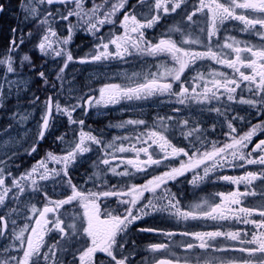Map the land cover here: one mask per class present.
Returning <instances> with one entry per match:
<instances>
[{"label":"snow or ice","instance_id":"6c2138e0","mask_svg":"<svg viewBox=\"0 0 264 264\" xmlns=\"http://www.w3.org/2000/svg\"><path fill=\"white\" fill-rule=\"evenodd\" d=\"M10 7L0 2V13ZM18 8L0 49V108L13 85L18 109L21 86L38 83L32 111L9 112L13 121L32 116L34 130L23 143L7 131L0 140V264H135L142 234L169 241L147 244L152 264H192L197 249L202 264H264V0H20ZM81 32L87 49H73ZM129 59L157 71L66 88L69 68ZM149 101L151 120L107 125L122 136L87 124L90 110ZM21 156L32 161L23 171ZM221 182L228 191L196 195Z\"/></svg>","mask_w":264,"mask_h":264},{"label":"flooded vegetation","instance_id":"af4514ba","mask_svg":"<svg viewBox=\"0 0 264 264\" xmlns=\"http://www.w3.org/2000/svg\"><path fill=\"white\" fill-rule=\"evenodd\" d=\"M17 0H11V7L9 9V11L5 12V13H0V49H2L6 43V37L9 35V29L11 27L16 26L17 24V14L19 13V8ZM20 1V0H19ZM0 2H6V0H0ZM22 19V16L20 17ZM90 37L87 36L84 33H77L76 36L74 37V44L72 45V48L75 49L76 45H81L82 48H84L85 50L87 49L88 46V41H89ZM151 63V61H142V60H132L129 59L127 61H112L110 63L107 64L106 68H81L80 66H77L76 68H69L67 71L69 73L68 76V81H72L73 75L75 76V83H77V88H80L83 84L90 82L89 81V77H94L96 79H98V77H95V72H105L107 73V77L106 78H112L115 82H122L121 81V75L119 73H125L127 74V70L129 69H134V71H138V72H156L157 68L154 66L152 67H148V64ZM139 68V70H138ZM110 74H112L113 76H109ZM103 76V75H102ZM37 83H32L28 90H29V95L32 91H35L36 87H37ZM95 86V85H94ZM43 98V97H42ZM29 99V97H28ZM166 99V98H165ZM127 103V102H124ZM135 108H142L145 107L147 108L146 110H144L140 115L141 118H146L151 120L152 118V114L157 110L156 108V104L152 101H149L147 103H140L136 106H134ZM4 109V108H1ZM29 112H31V108L29 107ZM159 111L163 114V112L165 111H169L167 108H161L159 109ZM120 108L117 106H109L108 109L106 111H104L101 114H97L96 112H93L92 110H90L91 115L87 118V124L91 125L93 129H103L104 132H106L107 130L110 131H115L116 129L114 127L112 128H108L107 125H109V123L115 125L116 123L123 121V120H127L129 119V115H131V112L128 110L122 111L121 113ZM36 113H34L35 115ZM39 115V114H38ZM124 116V117H123ZM5 118H0V122H3ZM7 122H4V124L9 125L12 124V126H15V124H18V119L13 122L10 117L6 118ZM12 122V123H11ZM28 125L33 126V130H34V125H35V120L32 118V116H30L28 118L27 121ZM106 137L109 139V134L105 133ZM111 135V134H110ZM83 169H81L82 172ZM227 174L230 175H239L240 174V170L237 171H232L231 169L228 170ZM221 184L223 186H217V187H211L209 186L206 191L204 192H198L196 193V195L199 196H206L207 193L210 192H218V191H228L229 187L226 184H223V182H221ZM234 187V186H232ZM241 189H243V185L240 186ZM193 197V193L191 191H189L187 193V199H185V203H187L189 200H191ZM249 200L251 198H248ZM240 227H243V225H240ZM196 230H211L209 226H201L200 228H197ZM137 239V243L139 245V247L137 248V254L135 255V257L133 258L135 261V264H152L153 262V253H151L150 251L147 250V244L148 243H153V242H165L168 243L169 241L165 238V237H158V236H153L152 234H142L141 236L136 237ZM177 240H179V237H176ZM173 251L177 254V255H182L183 254V249L182 248H178V247H173ZM212 249L208 250V257L210 258L212 255ZM204 250H200L197 249L193 255H192V264H198V258H200L201 264H202V259H203V254ZM159 258V257H157Z\"/></svg>","mask_w":264,"mask_h":264},{"label":"rangeland","instance_id":"374dc122","mask_svg":"<svg viewBox=\"0 0 264 264\" xmlns=\"http://www.w3.org/2000/svg\"><path fill=\"white\" fill-rule=\"evenodd\" d=\"M17 4H19V0L16 1ZM234 35H236L237 33H233ZM240 39H248V40H252L253 43L257 42L258 38L254 37V36H249L247 34H243L240 33L238 34ZM139 70V68H138ZM134 71L133 67L132 69L127 70V75L131 76V74ZM138 72V71H137ZM105 72H95V77H100L102 75H104ZM121 75V77H123L125 75V73H119ZM109 76H113L112 74H110ZM5 88H7V85L5 86ZM66 88H73V89H78L77 88V83L69 81V83L66 85ZM29 90H25L23 88V86H21V91L19 92V107L17 109V93H16V87L15 85H13V94L12 96L6 100V105L7 107L4 109L0 108V111H5V112H10V111H19V113L24 114L25 110H27L29 112V105L27 103L28 101V97H29ZM247 94V93H245ZM147 108L145 107H138L135 108L133 107L132 110H128V112H131V115H129V118H134L137 117L138 115L141 117L142 115H140L144 110H146ZM122 112V111H121ZM119 112V113H121ZM36 114L34 116L38 117V112H35ZM2 114V113H1ZM30 117V116H29ZM124 117V116H123ZM0 118H5L3 120V122H0V140H5L7 139V137L4 135L5 131H7L13 138H15L18 142L23 143L26 139H28L31 131L33 130V126L28 125L27 122H18V124H15V126H12L11 128L8 127V125L4 124V122H7L6 118L7 117H3L2 115H0ZM13 121V120H12ZM19 121V120H18ZM15 122V121H13ZM12 123V122H11ZM14 124V123H12ZM115 128V127H114ZM115 131H110L107 130L105 133L109 134V139L113 136V135H117V136H122L124 135L123 130L115 128ZM111 134V135H110ZM4 145L2 143H0V151H3ZM21 153L23 152V149L20 150ZM16 164H19L20 170L23 171L25 167L30 166V164L32 163V161L26 157V156H21V158L17 159L15 161ZM89 170L91 171V168L89 167ZM83 172V170H82ZM115 182V181H113Z\"/></svg>","mask_w":264,"mask_h":264},{"label":"trees","instance_id":"16d2710c","mask_svg":"<svg viewBox=\"0 0 264 264\" xmlns=\"http://www.w3.org/2000/svg\"><path fill=\"white\" fill-rule=\"evenodd\" d=\"M12 5V4H11ZM2 113V114H1ZM0 115H2L3 117H9V112H5V111H0Z\"/></svg>","mask_w":264,"mask_h":264}]
</instances>
